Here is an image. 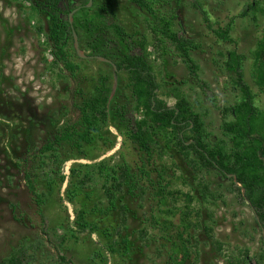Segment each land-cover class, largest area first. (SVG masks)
Instances as JSON below:
<instances>
[{
  "label": "trees",
  "instance_id": "1",
  "mask_svg": "<svg viewBox=\"0 0 264 264\" xmlns=\"http://www.w3.org/2000/svg\"><path fill=\"white\" fill-rule=\"evenodd\" d=\"M28 1L40 23L35 28L36 34L44 33L50 48L51 61L43 60L47 71L53 73L57 69L60 74L67 73L66 78L76 84L73 102L63 114V120L60 121L58 112H54L50 120L51 132L40 145L27 147L16 163L42 221L46 218V207L51 200H57L66 183L64 200L73 207L74 214L72 224L66 225L69 232L89 237L96 235L104 242L102 246L109 254L120 252L124 256L128 243L124 238L128 229V213L121 197L129 195L142 202L148 193L153 192L158 198V208L165 205L167 198H173L174 192L170 191L173 182L167 172L155 169L157 176L154 180L153 171L149 168L156 156H166L173 149L197 181L196 192L203 202H215L221 197L220 193L211 191L207 176L214 174L229 181V193L253 210L264 235V109L254 106V97L244 83L243 56L235 52L223 56L224 69L230 75L232 84L239 89L241 98L233 106L219 109L222 116L219 127L221 138L212 139L206 132L203 116L194 111L179 88L173 87L165 93L167 98L174 100L173 106L158 98L161 87L148 61V37L138 31L128 33L119 22L116 10L123 0H67L69 10L63 0ZM124 1L147 14L153 24V27L149 26L152 40L158 41L159 36L166 41L190 78L205 90L207 87L199 79V68L192 58L199 47L185 38L171 6L178 5L180 0ZM192 7L208 24L201 6L193 2ZM70 12H74L71 22ZM248 12L253 20L256 14L264 17V4L261 6L253 0L241 17L248 16ZM72 31L77 36L80 49L89 57H102L113 63L115 69L111 65L110 68L114 69L118 82L115 92L114 79L109 73L98 74L87 89L80 85L81 68L76 62L78 57L73 48ZM230 31L231 24H227L213 30V33L221 41L233 43ZM251 55L254 83L264 93V29ZM110 116L118 123L116 130L123 142L130 143L144 156L139 165L129 164L123 155L115 162L114 157H108L98 163H79L92 160L85 148L95 145L96 140L108 144L107 151L114 148V142L103 137L108 133ZM68 162L74 163L68 176H65L63 166ZM171 167L176 169L173 162ZM100 196L103 201L93 202ZM181 196L185 206L179 213L178 223L168 217L176 216L173 211L159 210L163 217H157L151 209L144 226L137 231L140 245L149 248L161 242L162 251L165 245H169L171 253L163 264H198L196 230L200 228L220 256L222 244L214 240L212 228L201 227L200 222L195 221L200 216L191 207L193 196ZM102 202L107 204L105 214L99 208ZM90 203H94L91 209ZM108 213H118L116 225L111 231L102 229L99 219H91L92 214H103L107 218ZM51 232L49 235L43 231L45 236H50L49 240L65 243L68 239L67 232L60 237L54 230ZM70 238L76 237L71 235ZM30 249L25 243L18 244L0 264H30L33 259ZM57 252L59 264H73L60 255L61 248ZM157 253L162 254L159 250ZM93 255L101 263L105 261L101 252L96 251ZM251 261L248 252L244 251L238 258L228 259L226 264H249ZM255 264H264V245L262 256Z\"/></svg>",
  "mask_w": 264,
  "mask_h": 264
},
{
  "label": "rangeland",
  "instance_id": "2",
  "mask_svg": "<svg viewBox=\"0 0 264 264\" xmlns=\"http://www.w3.org/2000/svg\"><path fill=\"white\" fill-rule=\"evenodd\" d=\"M252 1L180 0L178 5L171 4L185 38L194 41L199 47L192 58L199 68V79L207 87L205 90L190 78L166 41L159 36L158 41L152 40L149 26L153 27V24L147 14L124 0L119 2L116 10L119 22L128 33L138 31L148 37V61L161 87L158 98L168 106H173L174 100L167 98L165 93L173 87L179 88L194 111L203 116L206 132L212 139L221 138L219 127L222 116L219 109L231 107L241 98L239 89L232 84L230 75L224 69L225 54L235 52L244 57V83L254 97V106L264 109V93L254 83L251 55L262 36L264 17L256 14L253 20L250 12L248 16L241 17V13ZM256 1L263 6L264 0ZM193 2H197L205 12L209 26L193 9ZM159 5L160 3L156 7ZM38 24V17L28 0H0V263L9 257L18 244L25 243L31 248L29 254L33 256L30 264H59L58 248L62 251L60 255L73 264H163L171 253V247L165 245L162 251V243L159 242V245L144 248L137 240V231L144 226L151 209L157 217H163L159 210L173 211L176 216L168 217L178 223L179 213L185 206L181 194H190L194 198L191 207L200 216L195 221L198 220L201 227L212 228L214 240L222 244L219 256L205 232L200 228L196 230L198 264H226L228 259H236L244 251L252 259L250 264H255L262 256L264 235L253 210L229 193V181L214 174L207 176L206 180L210 183L211 191L220 193L221 197L215 202H203L196 192L197 181L173 149L166 156H156L153 160L155 163L152 161L149 167L153 171L154 180L157 176L155 169L167 172L173 182L170 188L175 195L173 198H167L165 205L158 208V198L153 192L148 193L142 202L129 195L121 197L128 213V229L124 234L128 243L124 256L120 252L109 254L102 246L104 242L96 235L89 237L87 234L76 235L69 232L66 225L72 224L74 214L73 207L64 200L66 183L57 200H51L46 207L45 220L39 218L16 163L27 147L40 145L51 132L50 120L54 112H58L60 121L63 120V114L73 102L76 84L66 78L67 73L60 74L57 69L53 73L47 71L43 60L51 61L50 48L44 33L39 36L36 34ZM227 24H231L229 37L233 43L223 42L213 33V30ZM82 53L87 55L84 51ZM76 62L81 68L78 81L83 88L87 89L98 74L109 73L114 79L113 91H116V74L109 64L94 58H78ZM110 118L108 133L103 137L113 141L114 148L107 151L105 148L108 144L105 145L103 140H96L95 145L85 148L92 160L79 163H98L108 157H114L115 162L123 155L129 164L139 165L145 159L144 156L133 145L123 142L116 130L118 123L112 116ZM171 162L175 164V170L171 167ZM73 163L68 162L63 166L65 176H68ZM100 201H103L101 196L93 202ZM93 204H89L90 209ZM106 207V203L99 206L104 214L107 213ZM117 215L118 213H108L105 218L103 214H92L91 219H99L100 227L111 231L116 225ZM44 230L49 235L54 230L59 237L67 232L68 239L65 243L49 240L50 236H45ZM152 233L156 234V231ZM71 235L77 239L70 238ZM157 250L162 254L157 253ZM96 251L101 252L105 260L103 263L93 255ZM175 257L178 258L179 255L175 253Z\"/></svg>",
  "mask_w": 264,
  "mask_h": 264
},
{
  "label": "water",
  "instance_id": "3",
  "mask_svg": "<svg viewBox=\"0 0 264 264\" xmlns=\"http://www.w3.org/2000/svg\"><path fill=\"white\" fill-rule=\"evenodd\" d=\"M63 1H64L65 6H66V9L69 10L67 0H63ZM88 6H90V4ZM73 13L74 12H70V14H69V21L70 22H71V17L73 15ZM72 37H73V47H74V51H75L77 57L80 58V59H83V60L90 59V57H88L87 55L83 54L82 51L80 50L79 44H78V39H77V36H76L74 31H72ZM94 58L96 60L100 61V62H103V63L111 65L115 69V66L113 65V63L111 61H109V60H107L105 58H102V57H94ZM227 177H231V176H227ZM232 178L234 179V183L236 184L235 177L232 176ZM263 241H264V236H263Z\"/></svg>",
  "mask_w": 264,
  "mask_h": 264
},
{
  "label": "flooded vegetation",
  "instance_id": "4",
  "mask_svg": "<svg viewBox=\"0 0 264 264\" xmlns=\"http://www.w3.org/2000/svg\"><path fill=\"white\" fill-rule=\"evenodd\" d=\"M89 57V56H88ZM90 58H93V57H90ZM250 264V263H249Z\"/></svg>",
  "mask_w": 264,
  "mask_h": 264
}]
</instances>
